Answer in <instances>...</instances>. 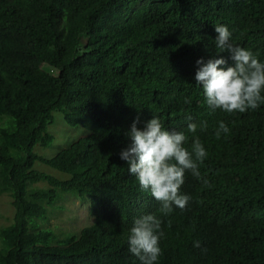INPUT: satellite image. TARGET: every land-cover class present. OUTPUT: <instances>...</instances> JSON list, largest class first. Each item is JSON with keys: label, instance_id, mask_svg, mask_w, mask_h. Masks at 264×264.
Listing matches in <instances>:
<instances>
[{"label": "trees", "instance_id": "16d2710c", "mask_svg": "<svg viewBox=\"0 0 264 264\" xmlns=\"http://www.w3.org/2000/svg\"><path fill=\"white\" fill-rule=\"evenodd\" d=\"M218 25L264 63V0H0V122H11L0 126V195L16 209L0 229V264H141L128 237L146 214L161 221L155 264H264V103L213 111L194 79L197 59L233 64L216 47ZM55 111L91 133L46 157L34 148L53 142ZM137 116L184 132L189 151L196 138L205 148L201 178L185 171V208L161 212L120 159ZM221 121L229 132L217 138ZM62 192L89 198L93 221L50 245L37 219Z\"/></svg>", "mask_w": 264, "mask_h": 264}, {"label": "clouds", "instance_id": "9594fccd", "mask_svg": "<svg viewBox=\"0 0 264 264\" xmlns=\"http://www.w3.org/2000/svg\"><path fill=\"white\" fill-rule=\"evenodd\" d=\"M218 34L216 47L227 51L233 61L225 67V58L210 57L207 60L197 59L199 66L195 72L196 84L202 86L207 105L214 111L221 109L227 113H244L255 110L264 97V63L249 49L233 46L229 41L231 33L227 26L214 28ZM143 123L140 128L137 125ZM198 125L189 123L187 130L195 134ZM201 130L207 127L206 122L199 125ZM229 128L225 122H219L216 137L227 134ZM130 143L120 152V159L125 161L130 175L136 177L142 189L150 191L153 198L160 202V211L167 214L173 205L183 209L190 197L180 192L184 183L185 171L200 179L198 165L207 156L201 141L196 138L189 151L184 145L187 136L184 132L169 131L161 120L153 116L141 122L139 116L133 120L126 133ZM207 183V181H204ZM163 235L161 221L152 214H146L133 222L128 237L129 251L141 264H155L161 255L159 239ZM194 247H200L195 241Z\"/></svg>", "mask_w": 264, "mask_h": 264}, {"label": "rangeland", "instance_id": "374dc122", "mask_svg": "<svg viewBox=\"0 0 264 264\" xmlns=\"http://www.w3.org/2000/svg\"><path fill=\"white\" fill-rule=\"evenodd\" d=\"M48 69L47 66H45ZM54 121L48 127V131L54 134V140L49 146L36 145L35 151L46 156H55L60 150L68 148L78 138L89 135L91 131L84 127L71 126L65 120L61 112L55 111L53 113ZM11 122L9 119L0 122V126H9ZM35 168L44 170L61 178L66 177V174L59 170L50 167L44 163L36 162ZM38 186H45L46 183H37ZM74 192H62L58 201L52 204L48 209V217L45 220L37 219V226L39 230H51L54 232V238L49 242L50 245L59 244L61 239L70 235L79 237L83 228L91 226L93 218L90 213V199L80 200L75 196ZM13 198L9 193H1L0 195V229L9 226L13 223L15 217V206ZM37 223L31 220V226ZM36 227V229H38ZM61 245H64L61 243ZM0 247H2L0 240Z\"/></svg>", "mask_w": 264, "mask_h": 264}]
</instances>
